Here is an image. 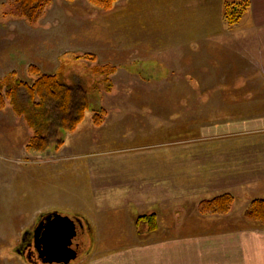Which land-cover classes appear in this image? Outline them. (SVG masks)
Wrapping results in <instances>:
<instances>
[{"label":"crops","instance_id":"obj_1","mask_svg":"<svg viewBox=\"0 0 264 264\" xmlns=\"http://www.w3.org/2000/svg\"><path fill=\"white\" fill-rule=\"evenodd\" d=\"M181 1L175 11L172 0L169 6L168 0H129L124 65L140 91L100 94L97 107L107 111L102 125L85 115L61 147L36 156L25 151L28 133L19 148L12 147L6 127L21 122L24 129L25 122L8 104L0 110V146L19 151L17 157L32 159L25 166H35L27 173L30 186V179L23 185L33 202L27 206L38 213L67 211L88 238V252L75 264H264V229L243 217L252 199H264V111L247 115L232 109L236 113L202 122L198 98H184L199 91H161L158 85L144 91L154 85L151 79L166 78L149 76V55H172L173 49L176 54L177 46L180 54L177 49L166 61L176 68L169 70L199 79L204 68L194 40L226 32L224 0ZM78 2L91 8L86 0L69 1ZM249 3L246 28L264 30V0ZM168 23L177 30L173 24L165 36ZM218 68L212 78H218ZM220 106L231 111L227 106L236 105ZM222 193L235 199L227 215L198 212L200 201ZM151 214L154 230L136 224L138 216Z\"/></svg>","mask_w":264,"mask_h":264},{"label":"rangeland","instance_id":"obj_2","mask_svg":"<svg viewBox=\"0 0 264 264\" xmlns=\"http://www.w3.org/2000/svg\"><path fill=\"white\" fill-rule=\"evenodd\" d=\"M12 1L0 0V58H4L0 62L1 83L13 74L17 79L31 82L28 67L35 65L42 73L56 74L63 82H81L96 108L101 95L107 91H140L139 86H135V81L128 78V65H124L129 38L128 17L124 11L128 10L129 0H118L108 11L97 7L98 10H90L96 8L87 0L91 8L81 2L70 5L67 0H51L41 17L33 22L19 14ZM172 2L175 11L183 3L181 0ZM170 3L171 0H168V6ZM247 11L250 13L251 7ZM247 13L236 24L230 25L224 20L226 32L215 33L214 37H204L200 39V43L194 40L193 49L195 51L200 46V66L204 68L203 71L200 69L199 79H191L182 71L172 73L169 70V67L176 68L175 64L168 65L166 61L177 54V49L180 54L181 49L177 46L176 54L173 49L172 55L166 51L161 55H149L152 56L151 60L145 65L151 71L149 76L153 78L157 74L158 77L166 78L151 79L150 83L154 85H146L144 91H156V85L161 91H199L198 96L193 92V96L190 94L184 98L194 101L198 98L202 122L218 114L236 113L233 110L243 109L242 113L247 115L253 114L250 112L253 109L264 111V30L246 28ZM173 24L175 23L164 26L165 36L172 34L169 29ZM175 28L177 30L176 24ZM187 42L192 43L190 40ZM148 49L151 50L150 47ZM105 66L114 70L108 76V82L98 70ZM136 66L144 68V65ZM217 68L218 78H212ZM230 70L233 72L228 76ZM252 72L255 74H249ZM137 83L140 84L138 81ZM109 84L111 87L106 90ZM225 97L227 101H224ZM230 102L240 108L227 106L231 111H224L220 105H228ZM9 112H13L12 109ZM89 116L90 111L86 113L85 120ZM21 125V122L17 126L9 123L6 127L7 134L13 140V148L16 144L19 148L21 140L24 141L27 133L29 134L26 125L24 124V129H21ZM1 126L4 127L0 124ZM16 152L19 151L6 150L0 146V264H45L36 252L32 259H26L19 252L30 243L32 229L39 219L51 213L68 217L78 226L82 251L75 260L68 263L75 264L88 252L86 234L76 222V217L67 211L38 213L33 207L27 206L33 202L27 201L31 192L29 187L23 185H28L30 177L27 173L35 166H25L32 159L17 157ZM30 181L31 179L29 186ZM15 188H23L25 193L18 192L17 195ZM141 227L149 229L146 223H142ZM157 233L164 236L165 231L159 230ZM23 238L26 240L23 241Z\"/></svg>","mask_w":264,"mask_h":264},{"label":"trees","instance_id":"obj_3","mask_svg":"<svg viewBox=\"0 0 264 264\" xmlns=\"http://www.w3.org/2000/svg\"><path fill=\"white\" fill-rule=\"evenodd\" d=\"M87 1L104 11L111 10L117 2V0ZM12 2L19 14L26 17L29 22H33L41 17L51 0H13ZM249 6V0L225 1L223 5L225 22L230 25L238 23ZM98 70L107 82L108 76L114 73L113 68L108 66ZM28 74L32 77L31 82L17 79L14 74L3 79V83L0 82V110L8 104L13 113L21 117L29 129V136L24 145L26 152L44 156L50 151L57 150L63 145L64 135L74 132L88 111L91 113V122L94 126H100L104 122L107 111L103 107H93V102L81 82H63L56 74L42 73L35 65L28 67ZM110 87L109 84L106 90ZM234 202L233 195L222 193L200 201L197 210L202 215H227L233 208ZM243 217L264 229V199H252L244 210ZM142 223H146L149 230L156 228L153 214L137 217L136 224Z\"/></svg>","mask_w":264,"mask_h":264},{"label":"water","instance_id":"obj_4","mask_svg":"<svg viewBox=\"0 0 264 264\" xmlns=\"http://www.w3.org/2000/svg\"><path fill=\"white\" fill-rule=\"evenodd\" d=\"M43 230L40 232V230ZM77 224L58 213L47 215L35 232L34 245L45 264H68L82 251Z\"/></svg>","mask_w":264,"mask_h":264},{"label":"flooded vegetation","instance_id":"obj_5","mask_svg":"<svg viewBox=\"0 0 264 264\" xmlns=\"http://www.w3.org/2000/svg\"><path fill=\"white\" fill-rule=\"evenodd\" d=\"M47 216H44V217H41L39 219V221L37 222V224L35 225V227L32 229V234H31V240H30V243H27L26 246L23 247V249L21 250V252L19 253H22L26 256V259H32L34 258V252L37 253V250L35 248V245H34V240H35V232H36V229L38 228V225L41 223V221L45 220ZM43 231L42 229L40 230V232ZM28 235V234H26ZM25 235V237H26ZM23 241L26 240V238H23L22 239Z\"/></svg>","mask_w":264,"mask_h":264},{"label":"bare ground","instance_id":"obj_6","mask_svg":"<svg viewBox=\"0 0 264 264\" xmlns=\"http://www.w3.org/2000/svg\"><path fill=\"white\" fill-rule=\"evenodd\" d=\"M87 231V230H86Z\"/></svg>","mask_w":264,"mask_h":264}]
</instances>
